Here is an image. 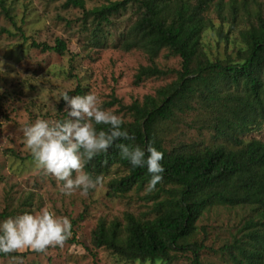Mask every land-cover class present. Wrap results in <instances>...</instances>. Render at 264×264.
Listing matches in <instances>:
<instances>
[{
	"label": "trees",
	"instance_id": "obj_1",
	"mask_svg": "<svg viewBox=\"0 0 264 264\" xmlns=\"http://www.w3.org/2000/svg\"><path fill=\"white\" fill-rule=\"evenodd\" d=\"M98 1L92 8H86L85 0H65L62 5L81 11L77 25L85 47L107 48L109 29L119 24L111 47L125 53L140 51L146 57L147 65L137 69L134 84L170 76L173 80L142 101L123 105L112 96L103 104L115 106L114 113L131 139L114 142L84 170L101 176L96 186L107 179V195L129 198L143 193L140 198L152 204L139 215L125 212L118 220L99 219L91 233L93 247L141 263L171 264L177 254L189 258L181 256L188 251L192 255L189 264H205L199 260L206 246L196 242V223L213 208H223L239 215V226L232 241L225 239L214 251L225 254L232 264H264V142L241 138L264 125V2ZM0 9L8 15L4 0ZM236 31L237 36L230 39ZM209 34L216 37V43L224 42L222 57L207 52ZM30 44L42 52L73 57L60 38L53 47ZM160 58L179 59L180 68H160ZM83 92L77 86L72 95ZM193 130L211 131L210 142L194 140ZM148 141L163 153L164 167L162 180L151 190L146 169L132 167L115 147V143L143 146ZM12 155L18 156L13 151ZM24 205L32 207L31 196ZM241 209L245 211L242 216L236 211ZM24 255L0 253V260Z\"/></svg>",
	"mask_w": 264,
	"mask_h": 264
},
{
	"label": "rangeland",
	"instance_id": "obj_2",
	"mask_svg": "<svg viewBox=\"0 0 264 264\" xmlns=\"http://www.w3.org/2000/svg\"><path fill=\"white\" fill-rule=\"evenodd\" d=\"M64 2L4 0L8 15L0 9V220L30 212L29 209L36 212L47 208L56 215L69 218L71 235L62 246H48L42 252L17 250L14 252L25 253L24 257L0 260V264H148L149 261H125L105 249H95L91 243V233L99 219L118 220L125 212L139 215L149 210L152 202L140 198L143 193L129 198L109 196L107 179H104L87 195H81L78 189L65 194L60 191L61 182L38 168L33 159L27 158L31 154L23 143L22 128L38 118H61L64 103H60L62 98L59 97L63 92L72 95L79 86L84 94H96L101 106L114 112L115 106L107 108L103 105L112 96L123 105H129L134 100L142 101L145 95H154L158 87L173 80L172 76L166 79L151 78L135 85L134 76L140 66L147 65L146 57L140 51L125 53L111 47L116 41L119 24L110 27L111 37L107 48L85 47L84 35L79 33L77 25L81 11L62 8ZM85 2L86 8H92L100 1ZM214 23L218 25L216 19ZM224 31L227 32V26ZM236 36L237 31L229 35L230 39ZM56 38L66 43L72 59L67 54L59 56L53 51L42 52L30 44L33 41L53 47ZM205 43L211 56H223V41L216 43V37L209 34ZM231 48L232 45H229V52ZM158 62L160 68H180L179 59L160 58ZM211 133L193 130L190 135L196 141L210 142ZM241 138L264 142V125ZM12 151L18 155L16 159ZM28 196L32 199L31 208L24 205ZM236 211L241 216L245 214L242 209ZM238 221L239 215L235 211L223 208H213L199 219L195 238L197 243L206 246L199 252L202 263L232 264L225 254L214 250L225 239L232 241V234L239 226ZM203 235L206 237L205 243L202 241ZM177 256L178 259L171 264H189L192 257L188 251L181 256L189 258Z\"/></svg>",
	"mask_w": 264,
	"mask_h": 264
},
{
	"label": "clouds",
	"instance_id": "obj_3",
	"mask_svg": "<svg viewBox=\"0 0 264 264\" xmlns=\"http://www.w3.org/2000/svg\"><path fill=\"white\" fill-rule=\"evenodd\" d=\"M59 98L65 102L63 118H38L26 124L21 130L22 140L34 164L61 182V192L70 194L78 189L81 195H87L102 178L85 171V165L106 153L114 142L129 140L131 136L121 127V117L103 108L96 94L86 92L70 96L65 91ZM96 125L106 127L98 129ZM115 147L132 167L146 169L149 190L162 180L163 153L151 141L143 146L115 143ZM71 227L68 217L56 215L47 208L6 217L0 220V253L24 249L42 252L48 246H62L71 235Z\"/></svg>",
	"mask_w": 264,
	"mask_h": 264
}]
</instances>
